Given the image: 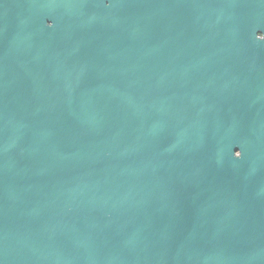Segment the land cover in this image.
I'll use <instances>...</instances> for the list:
<instances>
[{
    "label": "water",
    "instance_id": "95a60500",
    "mask_svg": "<svg viewBox=\"0 0 264 264\" xmlns=\"http://www.w3.org/2000/svg\"><path fill=\"white\" fill-rule=\"evenodd\" d=\"M0 264H264V0H0Z\"/></svg>",
    "mask_w": 264,
    "mask_h": 264
},
{
    "label": "clouds",
    "instance_id": "9594fccd",
    "mask_svg": "<svg viewBox=\"0 0 264 264\" xmlns=\"http://www.w3.org/2000/svg\"><path fill=\"white\" fill-rule=\"evenodd\" d=\"M234 156H235L236 158H239V157L241 156L238 150L234 152Z\"/></svg>",
    "mask_w": 264,
    "mask_h": 264
}]
</instances>
